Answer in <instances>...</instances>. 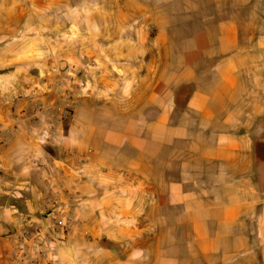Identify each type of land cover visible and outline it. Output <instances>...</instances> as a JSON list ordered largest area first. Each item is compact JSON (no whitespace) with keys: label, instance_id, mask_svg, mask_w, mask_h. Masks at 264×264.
<instances>
[{"label":"rangeland","instance_id":"374dc122","mask_svg":"<svg viewBox=\"0 0 264 264\" xmlns=\"http://www.w3.org/2000/svg\"><path fill=\"white\" fill-rule=\"evenodd\" d=\"M86 2L38 5L34 0H0V48L10 43L24 45L23 52L15 53L16 48L11 54L22 57L19 66L30 70L28 64L40 54L36 45L42 40L43 47L52 44L59 50L55 54L63 77L68 64L74 68V82L60 81L49 94L59 97L60 107L53 110L61 115L65 129L73 126L69 134L78 144L70 148L63 147V141L43 142L41 150L44 156L68 163H59L54 170L59 177L56 185L74 190H66L71 207L61 215L67 223L62 232L72 222L77 226L76 235L82 236L84 221L92 225L99 222L100 229L89 233L91 240H96L93 247L97 245L87 254L94 264L105 260L101 247L128 253L136 240L134 253L140 264H226L227 259L210 255L195 258V233L188 227L185 213L187 203V207H194V189L218 191L219 168L198 159L189 150L187 140L174 137L173 132L164 135L161 124L150 131L148 123L154 117L133 115L130 97L131 76L135 75L142 78L138 85L133 84L138 88L140 104L148 95L157 104L166 101L171 75L169 69L164 74L165 65L178 58L181 41L209 21L206 18L214 12V4L210 0H150L147 13L137 15L131 12L133 5L125 4V9L114 15L107 13L109 5ZM236 14L242 42L253 43L254 37L264 34V0H251ZM140 25H145L143 40L136 34ZM159 28L164 32L161 37L157 35ZM246 31L251 35L246 36ZM137 40L142 48L132 52V42ZM110 44H120V50ZM48 54L52 55L50 51ZM12 89L17 93L16 87ZM72 98L74 103L68 105L67 100ZM178 120L174 116L171 122L177 124ZM88 137L90 149L85 153L82 143ZM44 145L53 152L46 151ZM138 146L145 147L139 158L135 150ZM64 169L67 173L63 176ZM70 175L72 184L68 182L67 187L62 177ZM83 182L90 183V196L82 193H88L86 188L77 190ZM180 189L188 190L190 195L180 197ZM84 198L91 199L90 211L85 208L83 212ZM46 202L44 213L56 215L54 198ZM58 203L63 204V200ZM253 214L241 218L246 227L218 229L208 223L207 230L227 234L232 241L249 231L253 239ZM115 236L122 237V242L112 243ZM38 246L42 247L33 243L29 251L41 255ZM228 264H260L257 244L252 243L250 253H235Z\"/></svg>","mask_w":264,"mask_h":264},{"label":"crops","instance_id":"0c3cea01","mask_svg":"<svg viewBox=\"0 0 264 264\" xmlns=\"http://www.w3.org/2000/svg\"><path fill=\"white\" fill-rule=\"evenodd\" d=\"M34 1L38 5L70 2ZM149 1L88 0L86 3L109 5L107 13L114 15L123 11L125 4H130L133 5L131 12L142 15L148 12L146 4ZM210 1L215 9L206 18L209 21L184 38L178 58L165 65L164 74L169 69L171 75L166 101L157 104L154 97L148 95L140 104L138 88H133V84L138 85L142 78L131 76L132 114L152 115L154 118L147 127L150 131L161 124L164 135L173 132L174 137L187 140L189 150L198 159L219 168L218 191L197 187L194 189V207L186 204V222L195 233V258L210 255L227 259L228 264L235 253H250L252 243H255L259 262L264 264V34L254 37L253 43H244L240 39L236 13L241 5L251 3V0ZM144 28L145 25L136 28L141 40L145 39ZM42 34V31L38 32V37ZM163 34L159 28L157 35ZM248 35L251 32L246 31ZM138 42H132V52L142 48ZM41 43L42 40H38L36 48L40 54L32 57L29 71L25 65L19 66L22 57L11 55L16 48L15 53L23 52L24 45L10 43L0 48V264H24L16 257L18 248L27 251V263L33 260L32 264H94L87 254L97 245L93 247L96 240H91L89 233L99 230L100 223L92 225L84 221L82 236L76 235L77 226L72 222L66 226L65 233L62 232L67 223L61 215L71 207L67 203L66 190L70 193L74 190L64 184L60 185L63 189L56 185L55 179L59 177L54 170L59 163L66 166L68 163L41 153L43 142L63 141V147L70 148L78 144L69 134L73 126L65 129L61 115L55 111L60 107L59 97L49 94L50 90H56L54 85L60 81L74 82V68L68 64L66 78L63 77L55 54L59 50L52 44L43 47ZM109 46L120 50V44ZM181 86H188L189 91L178 102L175 95ZM13 87L17 93L13 92ZM74 101L72 98L66 103L69 105ZM174 116L179 117L177 124L171 122ZM89 142V137L83 140L85 153L89 152ZM144 148H135L138 158ZM63 171L64 176L67 171ZM70 176L62 177L67 187L68 182L70 186L72 184L73 176ZM80 188L88 189V193H82L91 195L89 182H83L77 190ZM178 195L183 198L190 193L180 189ZM53 198L60 214L56 212L51 217L44 212L48 207L46 201ZM61 200L63 204L58 203ZM91 204V199L84 198L83 212L85 208L90 211ZM246 213H254L253 239L249 231L232 241L227 234L220 235L217 231L216 235L207 230L208 223L218 229L246 227L241 220ZM26 234L29 237L26 238ZM122 240L115 236L111 242L119 244ZM33 243L42 245L44 252L41 255L29 251ZM137 245V240L132 241L128 253L101 247L100 253L105 256L102 264H140L134 253ZM32 256L35 258L31 259Z\"/></svg>","mask_w":264,"mask_h":264},{"label":"built area","instance_id":"2783aa9c","mask_svg":"<svg viewBox=\"0 0 264 264\" xmlns=\"http://www.w3.org/2000/svg\"><path fill=\"white\" fill-rule=\"evenodd\" d=\"M43 252H44L43 248L39 247L38 248V253L42 254ZM16 257L18 258V261L21 262V263L31 264V262L27 263V253H26V250L24 248H18Z\"/></svg>","mask_w":264,"mask_h":264},{"label":"flooded vegetation","instance_id":"af4514ba","mask_svg":"<svg viewBox=\"0 0 264 264\" xmlns=\"http://www.w3.org/2000/svg\"><path fill=\"white\" fill-rule=\"evenodd\" d=\"M189 91V87L188 86H184L181 87L180 89H178V91L176 92L175 98L178 102H180L182 100V98L184 97V95Z\"/></svg>","mask_w":264,"mask_h":264},{"label":"trees","instance_id":"16d2710c","mask_svg":"<svg viewBox=\"0 0 264 264\" xmlns=\"http://www.w3.org/2000/svg\"><path fill=\"white\" fill-rule=\"evenodd\" d=\"M181 87H184V86H181ZM180 87V88H181ZM44 149L46 150V151H48V152H53V150L51 149V147L49 146V145H44Z\"/></svg>","mask_w":264,"mask_h":264}]
</instances>
